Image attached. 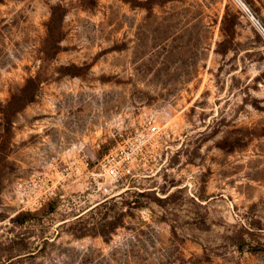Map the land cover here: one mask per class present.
I'll return each mask as SVG.
<instances>
[{"label": "rangeland", "instance_id": "obj_1", "mask_svg": "<svg viewBox=\"0 0 264 264\" xmlns=\"http://www.w3.org/2000/svg\"><path fill=\"white\" fill-rule=\"evenodd\" d=\"M146 1L0 0V264H264V0Z\"/></svg>", "mask_w": 264, "mask_h": 264}, {"label": "trees", "instance_id": "obj_2", "mask_svg": "<svg viewBox=\"0 0 264 264\" xmlns=\"http://www.w3.org/2000/svg\"><path fill=\"white\" fill-rule=\"evenodd\" d=\"M152 0H147L145 2L146 7L151 8L153 5L151 4ZM32 81H37L35 78H28L26 82H32ZM27 83L21 87L19 94L12 93L10 97L6 100L5 104L2 106L1 110L3 111V122L7 125V129H9L11 125V121L13 119V114L17 112L21 107H24L25 104L33 100L34 93L27 92ZM2 136V135H1ZM7 135H4L5 139ZM3 143V142H2ZM4 150L0 148V154H3ZM6 152L3 154L2 158L5 157ZM29 212H27L28 214ZM23 213H17L16 218H21ZM115 226L114 222H110V229H113Z\"/></svg>", "mask_w": 264, "mask_h": 264}, {"label": "built area", "instance_id": "obj_3", "mask_svg": "<svg viewBox=\"0 0 264 264\" xmlns=\"http://www.w3.org/2000/svg\"><path fill=\"white\" fill-rule=\"evenodd\" d=\"M242 5V8L244 10V12L250 16L251 20L253 21L254 25L257 26V28H259V30L264 34V28L261 26V24H259V22L257 21V19L254 18V16L251 14L250 10L243 4ZM148 132L149 133H156L158 132V125L156 122H151L149 125H148ZM107 172L110 173V174H114L115 173V168L114 167H109L107 169Z\"/></svg>", "mask_w": 264, "mask_h": 264}]
</instances>
